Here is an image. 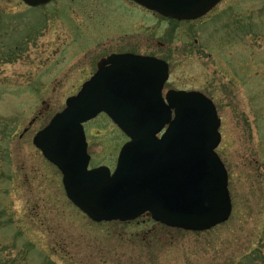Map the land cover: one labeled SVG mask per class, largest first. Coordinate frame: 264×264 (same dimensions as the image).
<instances>
[{
    "label": "rangeland",
    "instance_id": "rangeland-1",
    "mask_svg": "<svg viewBox=\"0 0 264 264\" xmlns=\"http://www.w3.org/2000/svg\"><path fill=\"white\" fill-rule=\"evenodd\" d=\"M119 1L55 0L25 9L21 0H0V264H260L249 254L257 248L264 256V0H224L195 26L134 8L112 14L109 6ZM210 38L222 39L223 51L201 46ZM125 41L170 57L172 79L208 88L218 102L216 152L232 210L208 231L171 229L146 217L94 223L33 144L92 73L100 51ZM255 55L260 73L253 77L255 66L242 69L241 59ZM234 90L232 107L226 101ZM84 129L89 166L113 169L127 138L105 115Z\"/></svg>",
    "mask_w": 264,
    "mask_h": 264
},
{
    "label": "water",
    "instance_id": "water-1",
    "mask_svg": "<svg viewBox=\"0 0 264 264\" xmlns=\"http://www.w3.org/2000/svg\"><path fill=\"white\" fill-rule=\"evenodd\" d=\"M23 1L38 6L50 0ZM132 1L162 16L188 20L220 0ZM104 63L111 65H99L33 138L60 170L68 199L94 222L128 221L148 213L159 223L195 232L225 222L232 205L227 172L215 152L220 120L212 102L198 92H172L166 105L160 96L167 77L163 61L116 55ZM100 112L130 138L112 174L105 166L88 169L83 123Z\"/></svg>",
    "mask_w": 264,
    "mask_h": 264
},
{
    "label": "flooded vegetation",
    "instance_id": "flooded-vegetation-1",
    "mask_svg": "<svg viewBox=\"0 0 264 264\" xmlns=\"http://www.w3.org/2000/svg\"><path fill=\"white\" fill-rule=\"evenodd\" d=\"M53 1H55V0H52V1H50L48 4H46V5H44V6H47V5H49L50 3H52ZM126 2H124V0H120L119 1V4L118 5H112V6H109V7H114V8H112V10H111V12H112V14H114V13H116L117 12V9H118V11L119 12H123V11H125V9L127 10V9H130L131 8V10L134 8V9H136L138 12H140L139 13V15H141V16H144V15H147L148 13H150V14H152V15H157V14H155V13H153V12H150V11H148V10H146V9H144L143 7H141V6H139V5H137V4H135L134 2H132L131 0H125ZM223 1L224 0H221L212 10H210L206 15H204V16H202V17H200V18H197V19H194V20H175V19H168V18H165V17H162V16H160V15H157L160 19H163V20H167V21H169V22H172V23H174V24H180V23H183V24H191V26H195L196 25V22L198 21V20H200V19H202L203 17H205V16H207V15H209L210 13H212V11L213 10H215L221 3H223ZM21 2H22V0H21ZM23 3V2H22ZM44 6H42V7H44ZM27 8H25V9H30L31 7H29V6H26ZM123 10V11H122ZM125 15H127V12H124L123 14H122V16L123 17H126ZM127 19V18H126ZM217 24V20H214L212 23H210L209 24V22L206 24L207 26L209 25V27L210 26H214V25H216ZM205 25V26H206ZM189 26V25H188ZM201 31H203L204 32V27H202L201 26ZM127 36V34H123V37H126ZM225 40V39H224ZM192 41L196 44L197 42H198V39H192ZM192 42V43H193ZM202 42V43H201ZM201 46H204V47H206V49H210L211 50V52H218L219 50H220V47L222 48V50L221 51H223V45H221V44H223L222 43V39H220L219 40V44H218V41L217 40H213V39H208V40H205V39H203V40H201ZM193 45V44H192ZM209 53L208 51L206 52L205 51V54H206V58H207V60H209V58L211 59V57H210V54L212 55V53ZM197 52L194 50V54H196ZM121 54H135V55H139V56H142V57H153V58H157V59H160V60H163V61H165L166 63H167V66H168V78L166 79V81L164 82V84H163V86H162V95H165L168 91H177V90H185V91H191V90H197V91H200V92H202L203 94H205L207 97H209L211 100H212V102L214 103V105H215V107H216V109H217V103L218 102H216V100H215V98H214V95L213 94H211L210 93V91H209V89L207 88V89H203L204 91H202L201 89H199V88H195V86H188V85H186V84H179V81H178V79H172V72H171V70H172V66H171V60H170V57H168V56H160V55H158V54H156L155 52H148V51H141V50H138V49H136V48H134V47H130V45H128V41H127V45H126V41L123 43V44H121V45H118L117 46V44L115 45H113L111 48H105L104 50H101L100 51V55L98 56V58H97V60L95 61V64H94V68H93V71H92V73L87 77V79L92 75V74H94V73H96V71H97V69H98V64L100 63V62H102L103 60H105V59H107L108 57H110V56H112V55H121ZM200 55V54H199ZM259 58H260V56L258 55V57H256V55L255 56H253V57H249L248 59H247V63L244 61V59L242 58L241 59V61H242V63H243V65H241V67H242V69H249V65H250V67H251V70H252V68L254 67L255 69H254V72H253V77H256V76H258L259 75V73H260V71H259V66H258V64H259ZM214 63H217V61L215 60H212ZM253 61V62H252ZM252 62V63H251ZM219 63H221L220 62V60H219ZM244 63L246 64V65H244ZM109 66V64H105V67H108ZM211 66H213V65H209L208 67H207V71H208V74H209V76L210 75H212L213 73H215V70H214V68H212ZM220 67H221V65H219ZM233 67H234V65H232ZM222 68V67H221ZM251 70H248V71H246L245 73H247V74H251ZM255 75V76H254ZM234 93H237V91L236 90H234V91H230V93H228V94H230V96H229V99L226 101L227 102V104L228 105H230V106H234V101L235 100H237V99H235V96H233L234 95ZM258 98V97H257ZM233 101V102H232Z\"/></svg>",
    "mask_w": 264,
    "mask_h": 264
},
{
    "label": "trees",
    "instance_id": "trees-1",
    "mask_svg": "<svg viewBox=\"0 0 264 264\" xmlns=\"http://www.w3.org/2000/svg\"><path fill=\"white\" fill-rule=\"evenodd\" d=\"M147 220L148 221H150V222H153L150 218H148L147 217ZM117 223H119V222H117ZM153 224H155L154 222H153ZM259 251V249H257V248H255V249H253V251L249 254V256H251L252 257V259L253 260H258L259 262H261L260 264H264V256L262 257V256H260V253L258 254L257 252ZM259 256V257H258ZM258 257V258H257ZM245 258V257H244ZM232 261H233V259H231ZM245 260H247V258L245 259ZM241 263L242 264H244L243 263V261H241ZM239 261H238V263L237 264H241ZM228 264H230V263H228Z\"/></svg>",
    "mask_w": 264,
    "mask_h": 264
}]
</instances>
